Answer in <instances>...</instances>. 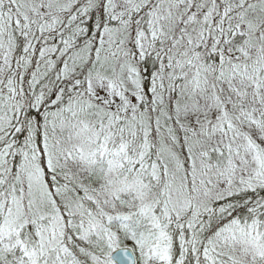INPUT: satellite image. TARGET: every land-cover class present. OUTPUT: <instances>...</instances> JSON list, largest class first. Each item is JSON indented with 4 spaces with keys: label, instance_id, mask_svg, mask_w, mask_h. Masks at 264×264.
<instances>
[{
    "label": "snow or ice",
    "instance_id": "snow-or-ice-1",
    "mask_svg": "<svg viewBox=\"0 0 264 264\" xmlns=\"http://www.w3.org/2000/svg\"><path fill=\"white\" fill-rule=\"evenodd\" d=\"M0 264H264V0H0Z\"/></svg>",
    "mask_w": 264,
    "mask_h": 264
}]
</instances>
